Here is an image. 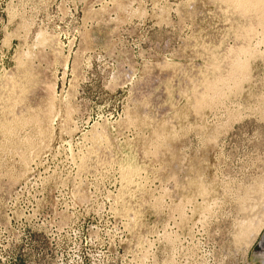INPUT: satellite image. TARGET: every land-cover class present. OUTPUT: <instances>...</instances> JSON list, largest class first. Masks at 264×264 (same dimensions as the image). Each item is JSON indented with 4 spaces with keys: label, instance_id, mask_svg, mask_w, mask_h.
I'll use <instances>...</instances> for the list:
<instances>
[{
    "label": "rangeland",
    "instance_id": "obj_1",
    "mask_svg": "<svg viewBox=\"0 0 264 264\" xmlns=\"http://www.w3.org/2000/svg\"><path fill=\"white\" fill-rule=\"evenodd\" d=\"M262 225L264 0H0V264H264Z\"/></svg>",
    "mask_w": 264,
    "mask_h": 264
},
{
    "label": "bare ground",
    "instance_id": "obj_2",
    "mask_svg": "<svg viewBox=\"0 0 264 264\" xmlns=\"http://www.w3.org/2000/svg\"><path fill=\"white\" fill-rule=\"evenodd\" d=\"M239 1H241V0H239ZM244 1H245V0H244ZM245 8H246V7H245ZM262 226H264V225H262ZM260 230H261V229H260ZM259 233H260V232H256L255 237L252 238L253 240L251 241V246H252V245L254 244V242L256 241V239H257Z\"/></svg>",
    "mask_w": 264,
    "mask_h": 264
}]
</instances>
